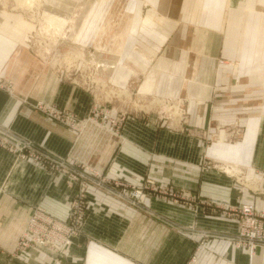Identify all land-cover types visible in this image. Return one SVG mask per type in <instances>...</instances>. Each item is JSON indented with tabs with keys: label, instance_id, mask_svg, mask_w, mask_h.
I'll return each instance as SVG.
<instances>
[{
	"label": "crops",
	"instance_id": "crops-1",
	"mask_svg": "<svg viewBox=\"0 0 264 264\" xmlns=\"http://www.w3.org/2000/svg\"><path fill=\"white\" fill-rule=\"evenodd\" d=\"M119 2V24L102 29H118L112 34L123 35L124 48L101 54L116 66H97L95 76L125 90L123 114L109 105L113 115L123 117L117 126L89 122L82 130L45 108L84 118L100 107L96 94L64 77L61 67L33 52L32 43L3 35L15 21L29 33L35 26L0 5V125L55 157L71 158L145 193L135 205L90 188L86 223L66 255L22 250L16 257L33 208L42 206L63 221L78 187L0 145V264H50L55 257L53 264H264V248L251 254L229 240L238 229L239 202L253 201L264 210V194L238 183L223 162L231 161L248 180L264 172V0ZM89 14L84 8L87 19L72 45L85 55L96 44L89 38L96 29ZM151 91L183 99L185 129L127 105L131 94L142 96L134 101L139 106ZM230 123L241 127L238 140L221 138L225 130L219 127ZM260 186L264 191V181Z\"/></svg>",
	"mask_w": 264,
	"mask_h": 264
},
{
	"label": "rangeland",
	"instance_id": "rangeland-1",
	"mask_svg": "<svg viewBox=\"0 0 264 264\" xmlns=\"http://www.w3.org/2000/svg\"><path fill=\"white\" fill-rule=\"evenodd\" d=\"M120 0H34L33 6L30 7L23 5L24 1L22 0H0V5L9 8L10 10H14L16 12H21L24 17L27 19L29 23L35 26V29L33 32L29 33L30 31L24 29L20 24L18 25L15 21L14 27H9L8 30H4V34L6 36L11 37L14 40H21L22 42H28L32 43V49L34 53L41 54L43 58H46V61L50 63V65H53L55 67H61L64 71V77L69 76L68 78L70 80L78 81L77 83L84 85L85 87L89 88V91L93 93V96H97V99L99 100L98 104L100 107H93L90 114L84 118H79L81 121H83L85 124L89 122H96L98 124H101L103 127L107 122H112L113 124L116 123L115 126H117L118 123H120L122 116H115L113 115V109L109 106H116L119 110H114L117 113L120 111V103L121 101H127L125 97H123L125 94V90L123 88L117 87V86H110L109 82L106 79H103L101 77L95 76V70L97 69L98 60L100 59V55L103 53H112L113 48L116 49L118 53H121V51L124 48V41H123V35L122 34H115L118 29L116 30H103V26H109V23L113 25L119 24V6H120ZM131 1V0H128ZM40 3V4H39ZM149 4V3H148ZM89 7V11L91 14L88 16L91 18V22L96 23V29L90 30V39H93L91 46L88 48V52L85 55L81 49H74L73 44L77 42L79 36L81 35V23L86 21L87 19V12L86 15L83 17L82 13L84 8ZM149 7V6H148ZM129 8V7H128ZM47 13H54L59 17L68 19L67 26L63 30V35L60 33L58 36V42L56 44V47H54L51 51H47L44 46L46 43L53 42L52 38L54 36L49 33V35H41L40 29L42 26L45 27V14ZM61 15V16H60ZM24 19L20 20L23 24ZM128 26H131V22L133 21V18L129 17ZM25 21V22H26ZM149 22V21H148ZM149 26H151V22L148 23ZM32 26V27H34ZM132 27V26H131ZM130 28V27H129ZM127 28L126 31L132 32L131 29ZM69 29V30H68ZM73 29H75V33H73ZM51 30H54V27L51 28ZM66 31V32H65ZM54 33L53 31H51ZM112 32H115L112 34ZM51 38V39H50ZM114 39V41H117L115 45H109V39ZM122 39V40H120ZM43 43V44H42ZM63 43L64 46L61 47V44ZM122 46V47H121ZM114 49V50H115ZM52 55H55L52 58ZM61 59L60 62L56 63L54 58ZM65 58V59H64ZM106 64L104 65V68L113 67L112 62L105 61ZM111 63V64H110ZM226 61L223 59L221 61V64H225ZM116 63H114L115 65ZM110 65V66H109ZM257 68V67H255ZM88 73L90 76V81L88 77ZM93 73V75H92ZM97 77V79H96ZM95 78V79H94ZM93 80V81H92ZM94 80H98L97 83L94 82ZM73 81V82H74ZM135 84H133L134 88ZM130 90L132 92L133 90ZM138 91V90H137ZM136 90L133 92H137ZM262 91H263V99H264V84L262 85ZM91 93V94H92ZM145 96L143 97V101L140 102L141 104L139 106L134 105V101L136 98H141L142 96L131 94V99L128 100L129 102L127 105L133 109V111H136L135 108L139 112H142L144 115H155L157 119L161 122L165 121L166 125H169L170 127H175L178 129H185V126L183 125L184 121L186 120V109L183 104V99L178 97H165L162 95H153L155 92H145ZM118 95H121L120 97ZM151 95L154 96L153 100ZM123 97V98H121ZM164 102H167L168 108L166 109H160V106ZM171 100H173L171 102ZM138 102V101H137ZM163 102V103H162ZM143 106V107H142ZM129 110V109H128ZM121 114L124 113L122 110L119 112ZM221 130H225V133H232L236 125L235 124H223V126L219 127ZM184 131V130H182ZM224 137V134L221 133V138ZM213 139V138H212ZM215 139V138H214ZM238 140V139H235ZM230 142V141H228ZM219 144L223 143V140H220L218 142ZM237 144V143H236ZM234 145V144H230ZM216 160L213 159V165L217 164L215 162ZM219 161V167H223L224 163ZM225 166L227 167L228 171H233L231 161L224 160ZM223 169V168H222ZM66 178V177H65ZM67 179V178H66ZM68 181V179H67ZM69 182V181H68ZM70 183V182H69ZM72 184V183H71ZM73 185H77L79 191V184L73 183ZM77 194V193H76ZM87 203H88V198ZM36 208V207H35ZM35 208L32 210V214L35 211ZM88 212H89V205H88ZM49 214V213H48ZM52 216L51 214H49ZM53 217V216H52ZM55 218V217H53ZM56 219V218H55ZM87 219V218H86ZM58 221H61L59 219H56ZM86 223V221H85ZM84 223V225H85ZM83 227L81 228V232L83 231ZM80 232V233H81ZM22 233V232H21ZM73 243V239H72ZM71 243V245H72ZM70 245V246H71ZM18 250V249H17ZM21 249H19V252L16 254V257H21L22 253L25 252H32L31 249H25L23 252ZM70 251V250H68ZM39 254V253H38ZM39 255H45V254H39ZM66 255V254H63ZM59 259V258H57ZM54 260V259H53ZM53 264V262H52Z\"/></svg>",
	"mask_w": 264,
	"mask_h": 264
},
{
	"label": "built area",
	"instance_id": "built-area-1",
	"mask_svg": "<svg viewBox=\"0 0 264 264\" xmlns=\"http://www.w3.org/2000/svg\"><path fill=\"white\" fill-rule=\"evenodd\" d=\"M173 100H171L172 102ZM52 116L82 130L85 123L74 115L67 114L58 107L45 108ZM224 130V129H223ZM241 127L236 125L232 133H225L233 141L241 134ZM225 132V131H222ZM0 145L15 153L21 159L31 160L47 167L55 173L64 175L70 183L79 184L80 188L75 195L68 216L58 221L48 214L42 207L35 208L26 228L22 231L17 249H31L37 253L62 255L67 254L72 239L79 235L88 216L87 195L90 188H97L133 204L144 201L145 193L142 187L130 185L121 180H110L102 175L91 172L90 168L82 163H75L71 158H58L43 150L32 140L27 139L9 128L0 125ZM226 173L236 178L238 183L253 188L257 194H264L260 181H264V172L259 178L248 180L240 173ZM148 184L154 186L155 180L148 178ZM234 213L238 215V229L229 240L237 247H246L252 254L257 248H264V210L259 209L253 201H240ZM57 258L55 257L53 262ZM52 264V263H50Z\"/></svg>",
	"mask_w": 264,
	"mask_h": 264
},
{
	"label": "bare ground",
	"instance_id": "bare-ground-1",
	"mask_svg": "<svg viewBox=\"0 0 264 264\" xmlns=\"http://www.w3.org/2000/svg\"><path fill=\"white\" fill-rule=\"evenodd\" d=\"M22 1V0H21ZM24 1V4L23 5H26V6H33V2L34 0H23ZM40 4V3H39ZM61 16V15H60ZM130 21V20H129ZM68 23V19H66L65 17L62 18V17H59L57 16L56 14L54 13H47L45 14V27L42 26L41 29H40V34L41 35H49V33H51L54 38V40H52L53 42H49V43H46V45L44 46V48L47 50V51H51L54 47H56V44L58 42V36L60 35V33L63 35V30L65 29V27L67 26ZM55 29L54 30H51V28ZM69 30V29H68ZM51 31H53L54 33H52ZM66 32V31H65ZM75 29H73V33H75ZM51 39V38H50ZM122 40V39H120ZM43 44V43H42ZM122 47V46H121ZM143 53V52H142ZM146 55V54H145ZM55 55H52V58L54 57ZM65 59V58H64ZM54 60L56 61V63L60 62L61 59H57L56 57L54 58ZM61 63V62H60ZM263 63H264V53H263ZM106 64L105 60H103V58H100L98 60V64L97 66H104ZM111 64V63H110ZM112 65L114 66V62H112ZM110 66V65H109ZM116 66V65H115ZM107 67V66H106ZM95 79V78H94ZM97 79V77H96ZM93 81V80H92ZM95 83L98 82V80H94ZM153 98V97H152ZM163 101V100H162ZM164 102V101H163ZM162 102V103H163ZM168 108V104L167 102H164L162 104V106H160V109H166ZM226 167V166H225ZM227 168V167H226ZM233 171L232 172H235V173H238V171H240L239 169H235V167H232ZM230 173H232L231 171H228Z\"/></svg>",
	"mask_w": 264,
	"mask_h": 264
}]
</instances>
